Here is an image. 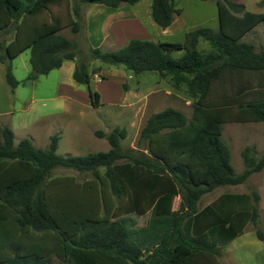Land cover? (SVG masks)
<instances>
[{
    "label": "trees",
    "instance_id": "obj_1",
    "mask_svg": "<svg viewBox=\"0 0 264 264\" xmlns=\"http://www.w3.org/2000/svg\"><path fill=\"white\" fill-rule=\"evenodd\" d=\"M64 1L0 0V34L14 31L11 39L0 41V63L12 89L24 83L14 78L12 59L25 50L30 63L25 80L74 59L77 44L59 32L67 26L77 31L79 7L73 5L65 19L50 14L51 6ZM80 1L117 8L139 0ZM215 1L218 30L198 27L189 33L187 44L130 38L115 50L89 48L91 58L122 65L134 74L153 70L170 75L173 85H183L192 97L189 120L171 106L148 116L139 133L146 151L122 149L126 129L116 126L108 133L95 131L106 138L108 150L60 155L58 133L50 136L47 147L39 148L28 138L15 143L13 130L0 122V264H219L222 246L241 235L248 223L264 241L256 190L221 193L197 207L203 194L240 184L264 167V154L256 157L254 149L245 146L244 169L235 173L229 147L221 138L224 122H264V85L211 94L214 84L232 73L264 72V45L255 51L242 40L264 23V12L247 10L232 0ZM150 9L163 29L176 11L173 0H151ZM200 38L208 41L210 50L197 48ZM174 50L183 53L173 57ZM72 78L86 85L90 105L98 107L100 94L89 85L87 62L75 63ZM58 167L90 171L94 179L71 186L63 178L46 180ZM105 181L120 201L113 210L106 203ZM175 195L180 201L172 209ZM147 213L145 225L132 228L130 216ZM46 231L54 233L50 242L27 241L28 233Z\"/></svg>",
    "mask_w": 264,
    "mask_h": 264
},
{
    "label": "rangeland",
    "instance_id": "obj_2",
    "mask_svg": "<svg viewBox=\"0 0 264 264\" xmlns=\"http://www.w3.org/2000/svg\"><path fill=\"white\" fill-rule=\"evenodd\" d=\"M232 1L242 3L247 10L264 12V3L260 0ZM173 2L176 11L171 24L164 29L151 17V0H139L132 5L123 3L120 7L109 10H105L109 7L102 4H90L80 0H66L60 5L51 6L50 14L63 19L70 14L73 5L79 7L77 31L73 32L67 26L59 33L77 44L73 62H87L89 85L100 94L101 104L98 107L90 105L86 85L76 83L72 78L74 66L70 60L45 75H39L35 80H25L30 71L29 50H25L12 59L14 78L24 80V83L14 89L6 82L5 66L0 63V122L13 130L14 142L28 138L36 147L45 148L49 144L50 136L58 133V154L85 155L108 150L106 138L97 137L95 131L108 133L118 126L126 129L125 138L120 140L122 149L146 151L145 145L139 143V133L151 113L171 106L182 111L189 120L193 99L183 85H173L170 75L161 76L153 70L134 74L122 65L104 63L89 56L91 46L115 50L130 38L187 44L189 33L198 27L218 30L215 0ZM50 14H46L45 19L49 20ZM13 33L10 29L8 33L0 34V41H8ZM242 40L251 43L255 51H259L264 45V23L255 26ZM197 48L208 51L211 45L200 38ZM182 53L183 50L170 52L173 57ZM241 85H248L249 89L264 85V72L232 73L216 82L211 94L218 96L232 93ZM221 138L229 147L230 162L235 173L244 169L241 151L245 146L252 147L256 157L264 154V122H224L221 124ZM102 172L101 167L99 173ZM51 178H63L71 186L72 183L82 184L93 180L94 176L90 171L79 172L58 167L51 170L46 180ZM99 188L97 183V189ZM103 190L107 206L113 210L120 201L110 192L106 181ZM253 190L260 196L258 226L264 229V167L240 184L219 186L203 194L197 207L205 206L221 193L250 194ZM179 201V196L175 195L171 200V208L176 209ZM130 217L131 226L135 229L145 225L148 213ZM15 233L19 234V231L15 229ZM53 236L52 231L28 233L27 241L50 242ZM218 259L219 264H264V241L256 237L253 225L248 223L241 235L222 246Z\"/></svg>",
    "mask_w": 264,
    "mask_h": 264
},
{
    "label": "crops",
    "instance_id": "obj_3",
    "mask_svg": "<svg viewBox=\"0 0 264 264\" xmlns=\"http://www.w3.org/2000/svg\"><path fill=\"white\" fill-rule=\"evenodd\" d=\"M102 5H103V4H102ZM104 6H105V5H104ZM106 7H108V6H106ZM119 7H120V6H119ZM104 8H105V7H104ZM104 8H103V9H104ZM117 8H118V7H117ZM107 9L109 10V9H111V7H109V8H105V10H107ZM66 61H67V60H66ZM66 61H64V62H66ZM70 61L72 62V66H75V63L73 62V60H70ZM64 62H63V63H64ZM63 63H62V65H63ZM62 65H61V66H62ZM61 66H60V67H61ZM70 71H71V68L69 69V72H70Z\"/></svg>",
    "mask_w": 264,
    "mask_h": 264
}]
</instances>
